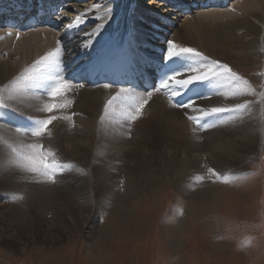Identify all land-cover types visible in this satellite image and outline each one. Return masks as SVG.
I'll use <instances>...</instances> for the list:
<instances>
[{"label": "bare ground", "instance_id": "1", "mask_svg": "<svg viewBox=\"0 0 264 264\" xmlns=\"http://www.w3.org/2000/svg\"><path fill=\"white\" fill-rule=\"evenodd\" d=\"M72 1L74 0H70V2ZM143 1L96 0L95 3L99 5L96 9L91 7L93 4L85 5L83 9L78 8V5L71 6L67 9V12H64V15L69 17L64 28L69 23H74L76 16L81 13L84 14L82 17L83 23H80L78 27H67L64 34L59 32L61 35L55 30L50 29H38L23 33L19 31V39L17 38V32L14 33L13 30H8V34L6 33L7 36L4 38L6 45H11L6 47L7 52H5L8 56L5 58L0 57V83L3 85L8 84V80L18 75L25 67L22 63L24 54L28 57V67L36 55L44 53L49 48L51 52H54L57 47L55 44L56 40H62L63 49L59 59L63 61L65 67V79L72 81L67 93L68 99L72 100V104L76 106V109L85 110L87 113H84V115L77 113L79 116L73 117L77 124L76 122H70L76 126L75 132L80 134L79 137H74L71 149L82 147L86 143L93 145V142L100 147L95 151L86 149L84 155L79 158L74 156L76 161L78 159L77 165H81L82 163L83 166L89 168L92 166L93 170L89 176L72 175L71 178L74 181L72 186L77 187L76 192L61 188L64 191L60 194V197H56L53 193L49 192L48 184L26 178L31 174L24 172L23 169L21 172L22 178H19L21 176L17 175L19 176L17 180L16 178L14 179L15 173L13 170L5 171L4 174L7 179L0 178V186L4 185V188L7 187V190H12L13 192H10L11 195L6 196L10 199H17L16 201L23 198L24 204L28 205V208L24 207L26 209H21L18 205L14 209H9L8 214L9 217L11 216L9 220L13 221L15 219L25 222L30 229H38L39 226L41 227L40 222L47 221L44 217L45 213L40 211L42 204L49 200H59V208L57 210L61 211L63 215L72 212L73 215L71 217L74 221L77 217L75 214H79L80 210L70 204L72 201L75 203L80 201L83 202L82 204H91L95 201L98 211H101L103 205L109 203L111 199L121 198V186L124 187L123 193L131 192L133 188L142 193H156L158 187L168 186L170 183V186L171 184L173 186L180 185L185 195L186 193L191 195L195 192L194 188L197 187H195V183L197 182L194 181L197 180L198 176L206 175V178H208V175H210L208 172L209 168L218 171L216 170L217 167L222 169V165H226V161H228L227 157L229 156V154L226 156V151L237 153L242 149L246 142L245 140H248L247 143H254L255 140L249 137L251 133H254L255 129L256 132L260 129L261 123L258 108H256L255 122H253L255 115L252 114L251 119L245 117L242 121L236 120L235 122L229 121L225 124H219L212 128L214 130L209 135L205 134L206 132L195 121L188 119L189 116H199L201 114L195 109H208L217 105L228 106L243 102V99L252 100L257 98L251 95L245 98L229 96L228 92L231 90V86L226 81L215 84L214 89L216 90L214 94L216 96L214 98L203 102L197 99L195 100L194 108L190 107L186 108L187 110H183L176 107L173 102L171 103L161 91L147 90L144 92L125 83H119V86H116L113 83L117 79H99L96 76L93 77L92 74L96 71L97 66L106 67L112 65L111 61H113L114 56L111 51V45L114 41L117 44L126 42L128 49L125 54H129L130 56L144 55L149 58L157 56L153 53L160 49L166 51V41L171 39L176 43L177 51L181 47H192L203 53L204 56H207L209 61L217 60L228 64L231 68L235 66L248 68L256 67L257 64L263 65L264 0H237L235 3H231L229 7H222L218 4L217 7L211 10L208 9L210 6L206 9H196L193 2L186 0H172L174 2L173 7L167 3V6L171 7L170 10H168V7L163 6V2L160 3L153 0L150 3H143ZM179 4H183L184 8H186L185 11H189L188 13L193 9L198 10V13L185 17L179 23L180 18L187 14L182 16L183 12L176 9L175 5L181 6ZM107 5L111 7L106 8ZM171 11L177 15H174ZM105 20H107V23H104ZM98 24H104V27L99 29L97 34L93 35L92 30ZM2 29L0 27V37H4L2 33L6 32ZM8 35L12 37H8ZM89 41H92L91 48L84 49L81 47L82 44ZM1 43L2 40H0V48L3 49ZM95 53L97 55L92 58L91 56ZM17 54L20 55V58H17ZM151 62H154V59ZM196 66L195 62L189 58L185 70L180 72L181 80L186 79L191 74L188 71L190 67ZM151 68L152 66H146L148 70H151ZM112 76L115 77L116 74H112ZM78 77H80L79 81H82V87L80 86L81 84H75L74 82ZM195 82L199 81H194L193 83ZM105 84L110 86L105 87ZM11 86L16 87L14 84ZM197 89L196 87L195 90ZM148 91H152L150 98L147 96ZM7 93L8 91L5 92L6 97ZM118 93L121 98L122 96L128 98L136 96L137 98L134 101H126L120 98L115 99L114 97ZM34 94L28 92V90L25 91L24 102L13 103L12 110L26 116L39 119L46 118L48 113L39 109H42L51 99L48 97L50 100L48 101V95L38 98ZM210 97V95L206 94V98ZM184 99L183 102L191 100L189 92L184 96ZM222 99L223 102L227 103L226 105L219 103ZM145 100L147 103L142 109V117L137 119L136 127L146 129L147 132L144 134H132V138L129 139L128 135L124 134L126 131L123 128L125 127V123L129 121L125 118L127 115L126 109H120L119 105H125L123 101H126L128 105L132 106L130 108H136ZM108 102H111L108 113L104 114L106 116L104 120L106 121L105 124L108 123V125L107 128H102L106 132L102 134L99 131L100 128L97 130L95 125L102 123L100 122L102 115L100 116L99 111L102 109V112L105 113V105ZM67 108L62 110L71 113L73 109L68 111L69 109L67 110ZM77 114L75 112V115ZM6 117L9 118V115ZM3 119L4 116H0V159L3 155L9 157L15 155L12 152H3L2 147L6 146L8 141L16 142L25 146V148L32 143H38L43 145L46 150L51 149L57 155H62L56 152L54 147V142L57 141V138L54 137L53 131H56L55 128L57 127L58 129L59 126L58 124V126L55 125V121L49 126L51 136L47 135L40 139L34 137H24L21 139L10 134L11 132L9 133L4 130L1 126V120ZM11 121L21 123L26 121V118H11ZM4 126L7 129H11L5 124ZM67 126L69 127V124ZM225 130L226 133L224 134ZM201 131L203 132L200 133ZM99 136L101 138V141L99 140L100 143L97 141ZM62 139V137L59 138L60 141ZM131 143H141L142 150L138 151L136 149L138 146ZM19 147L21 148V146ZM179 155L187 157L186 166L183 161L178 159ZM83 157L85 160H81ZM204 159H206V163L204 164L205 169L202 167ZM233 159L235 162L238 161L237 157ZM12 161L10 160V162ZM132 162H134V167L138 170L136 175L132 174V168L129 167ZM15 167L17 168V166ZM250 178L247 177V180ZM133 180L137 184L136 186L133 185L134 187L132 186ZM211 181H215V179H211ZM81 182H84L85 186H81ZM90 191H95V195H92ZM6 207H2L1 209L5 210ZM1 209L0 211H2ZM15 237L13 238L17 242H21V237ZM91 238L92 240H96L92 232Z\"/></svg>", "mask_w": 264, "mask_h": 264}, {"label": "rangeland", "instance_id": "2", "mask_svg": "<svg viewBox=\"0 0 264 264\" xmlns=\"http://www.w3.org/2000/svg\"><path fill=\"white\" fill-rule=\"evenodd\" d=\"M95 1L92 0L85 5L96 4ZM151 1L153 0H144L143 3H150ZM155 1L163 2V6L168 7L167 2L163 0ZM173 6L174 4L171 5V7ZM110 7V5H107L106 8ZM214 8L210 6L208 9ZM171 13L176 14L172 11ZM190 13H183L182 16L185 14L186 16L181 17L179 23L185 17L198 13V10L194 11L193 9ZM13 32L18 33L19 31L13 30ZM20 32L23 33V31ZM2 35L4 37L1 36L0 40H2L3 49L0 48V57L5 58L8 56L6 47L11 44L6 45L4 38L7 35L6 33H2ZM9 36L12 37L11 35ZM40 55H36L30 64ZM17 58H20L19 54H17ZM24 60L27 61L25 62ZM22 63L25 65L22 69L23 71L28 65V57L25 54ZM232 69L247 80L251 88L257 93L264 91V64H257L256 67L248 68L235 66ZM18 75L9 79L8 84ZM199 82H203L205 85V93L202 94L204 96L198 98L199 101L203 102L216 96L214 94L216 90L214 86L218 82ZM0 86H3V84L0 83ZM10 87L12 86L10 85ZM28 92L35 93L34 96L40 97V92L37 90H28ZM67 93L68 91L62 98L69 101ZM206 94L211 97L206 98ZM43 97H46V95H43ZM49 98L48 101L51 103H58V101L63 103L65 101L62 98V100L58 101L51 97ZM54 100L55 102H53ZM255 100L253 122L256 121L255 113L256 108H258L261 130L259 129L256 132L255 129L254 133H251L249 138H253L255 140L254 143H247L248 140H245L246 142L242 149L237 153L234 151H231L232 153L225 152L226 156L229 154L227 157L228 161H226V165H222V169L217 167L216 170L218 171L216 172L221 175H228L230 180L227 183L222 180H216L211 177V174L208 175V178H206V175H202V180L194 181L197 182L195 183V187H197L194 188L195 192L191 195H188V193L185 195L180 185L173 186L171 184L170 186V183L168 186L158 187L156 193H142L135 190V188L131 192L123 193L124 187H122L123 190H120L121 198L111 199L109 203L103 205L101 211H98L95 201L91 204H82L83 202L79 201L80 204L72 201L70 204L80 210L79 214H75L77 217L74 221L71 217L73 215L72 212L63 215L61 211L57 210L59 208V200H49L42 204V209L40 210L45 213L44 217L47 221L40 222L41 227L39 226L38 229H30L25 222L15 219L13 221L9 220L11 219L8 214L9 209L16 208V205L20 206L19 208L21 209H26L28 205L24 204L23 198L18 201H16L17 199L8 198L6 195H11L13 193L12 190H7V187L4 188V185H1L0 209L7 207L6 211L2 209L0 211V264H264V113L261 112L262 106L259 104V98L257 97ZM70 101L72 106H69L67 110L71 111L73 109L71 113L64 110L55 112V115L60 117V119L57 120V123L56 121L54 122L56 126L59 125L58 129L55 126L56 131H53L54 137L57 138V141L54 142V147L56 152L62 154L57 155L61 163H71L77 168L83 169V171L73 170L65 172L58 183L48 184L49 192L56 197H60V194L64 191L61 188L76 192L77 187L72 186L74 184L71 178L72 175L89 176L93 170L92 166L90 170L89 167L82 165L81 160H85L84 157L80 160L82 166L77 165L78 159L76 161L74 156L79 158L84 155L86 149L95 151L100 148L93 142V145L86 143L82 147L71 149L74 137L80 136L79 133L75 132L76 126L73 123L76 121H74L73 117L87 113L85 110L81 111L78 108L77 110L76 106L72 104V100ZM123 102H125V105L120 104V109H126V113L135 111V108H130L132 106L128 105L126 101ZM110 103L108 102V105ZM219 103L227 104L225 101L223 102V99ZM126 106H129V108ZM178 108L188 109L184 107ZM8 111L17 112L12 110V108L0 111V116H4V119L1 120V126L5 131L10 133L4 124L14 129L13 126H27L31 123L27 119L21 123H14L13 121H10V123L6 117L8 116ZM75 112L80 114L72 115L73 126H71V121L62 119L63 116L75 114ZM142 112L143 110L141 109L139 118L142 117ZM18 113L14 114L17 117H31L19 113L20 116ZM99 113L100 116L105 114L102 109ZM183 113L181 112L182 116ZM32 118L39 120V118ZM221 118L226 120L228 114H224ZM100 122L98 121L100 124H96L95 127L97 130L100 128L99 131L104 134L106 132L102 128H107L108 123L105 124L106 121L101 120ZM136 122L137 120H129L123 127L126 133L130 131V135H126L129 139L132 138V134H144L147 132L146 129L137 128ZM208 130L204 131L207 135L212 133L214 129ZM223 133L225 134L226 130ZM60 137L63 138L61 141L59 140ZM99 140L101 141L100 136L97 138L100 143ZM132 145L138 146L136 148L138 151L142 150L141 143ZM19 146H21L22 150L25 148V146L16 142L8 141L6 146L2 147V150L9 153L12 152V148H16L17 151H20L21 148ZM251 154L253 155L251 156ZM234 157L238 158L237 162L234 161ZM178 159L183 161L186 166L187 157L179 155ZM10 160L15 162V155L11 157L3 155L1 157L0 178L7 179L4 173L11 169L15 173L14 179L16 178L17 180V177L21 176L22 168L18 169L19 166L13 163L17 166L16 168ZM203 162L202 167L205 169L206 159ZM129 167L132 168V174L136 175L138 170L134 167V162ZM232 177H235V179H232ZM247 177L251 178L247 180ZM19 178H22V176ZM211 179H215V181H211ZM80 185L85 186L84 182H81ZM133 185H137L135 180L132 181ZM59 188L60 190L58 191ZM90 193L95 195V191H90ZM19 201L21 202L19 203ZM91 232L95 235L96 240H92ZM15 236L17 238L21 237V242H17Z\"/></svg>", "mask_w": 264, "mask_h": 264}, {"label": "snow or ice", "instance_id": "3", "mask_svg": "<svg viewBox=\"0 0 264 264\" xmlns=\"http://www.w3.org/2000/svg\"><path fill=\"white\" fill-rule=\"evenodd\" d=\"M99 5L93 4L92 8L96 9ZM83 13L77 15L74 23L66 25L68 28L78 27L80 23H83ZM107 23V20L104 21ZM104 24H98L96 28L92 30V34L98 33L99 29L103 28ZM19 38V33H17ZM92 41L82 44L84 49L91 48ZM63 44L62 40L57 41V47L54 52H49L45 56H42L31 67L25 68L19 75L14 78L10 84L0 86V111L6 110L12 107L13 103L24 102V93L27 90H39L40 97L47 94L49 97L58 100L64 96V94L70 89L72 81L65 79L64 69L60 66L63 61L59 59L62 55ZM184 56L191 58L197 67H190L188 71L191 73L186 79H176L177 72L171 73L165 78L159 81V85L153 89V91L160 92L162 90L169 91L172 97L179 95L178 89L187 88L194 81H226L231 90L228 92L229 96L245 98L249 95L259 98V104L261 112L264 113V91L257 93L251 88L249 82L243 77L238 75L228 64L222 63L217 60L209 61L207 56H204L201 52L192 47H181L177 51L176 43L168 39L166 41V53L164 59L167 61L173 57ZM47 70L49 75L44 76L40 74V69ZM171 82V83H170ZM17 85L16 87H10V85ZM81 87L83 84L81 83ZM105 87L110 85L105 84ZM8 90L7 97L5 95ZM119 96V93L117 94ZM147 96H152V91L147 92ZM147 101L141 102L135 111L128 112L126 119L130 121H136L140 114L141 109L145 106ZM255 99H243V102L234 103L228 106H214L208 109L199 108L195 109L201 114L199 116H189L188 119L195 121V123L203 130L212 129L219 124H225L229 121L235 122L236 120H244L245 117L251 119L253 109L255 107ZM71 105V101L65 100L63 103H46L40 111L48 113L46 118L35 120L32 117L26 119L31 121L27 126H17L14 129H8L12 132L13 136L17 138L34 137L37 139L43 138L48 135L51 136L49 126L54 121L60 119L55 112L65 109ZM176 107L190 108L195 106L194 100H188L187 102H176ZM109 105H105V114L108 113ZM224 114H228V119H221ZM75 115V114H72ZM72 115H65L62 117L64 120L71 121ZM101 121L106 119L105 115L101 116ZM130 128V125H129ZM125 135H130L124 133ZM11 151L15 153V163L22 168L24 172L31 174L29 179L46 184H56L59 179L62 178L65 172H71L73 170L83 171V169L77 168L71 163H61L57 158V154L51 149H45L43 145L38 143H32L27 145L24 150L17 151L16 148H12ZM208 172L211 177L216 180H222L227 183L230 180L228 175H221L216 172L215 169L209 168ZM203 177H197V180H202ZM235 179V177H232ZM121 190L122 186H121Z\"/></svg>", "mask_w": 264, "mask_h": 264}]
</instances>
